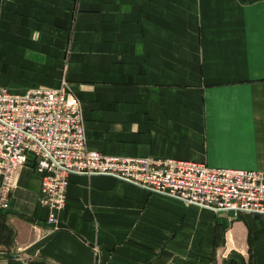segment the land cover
I'll return each mask as SVG.
<instances>
[{
  "label": "crops",
  "instance_id": "0c3cea01",
  "mask_svg": "<svg viewBox=\"0 0 264 264\" xmlns=\"http://www.w3.org/2000/svg\"><path fill=\"white\" fill-rule=\"evenodd\" d=\"M63 82L91 150L264 171V0H0V87ZM41 185L30 156L0 264H264V216L71 175L49 224Z\"/></svg>",
  "mask_w": 264,
  "mask_h": 264
},
{
  "label": "built area",
  "instance_id": "2783aa9c",
  "mask_svg": "<svg viewBox=\"0 0 264 264\" xmlns=\"http://www.w3.org/2000/svg\"><path fill=\"white\" fill-rule=\"evenodd\" d=\"M30 156L42 176L39 204L56 224L71 175H106L213 211L264 216V171L176 159L104 155L87 144L82 103L63 82L24 94L0 87V208H10ZM37 227V226H35Z\"/></svg>",
  "mask_w": 264,
  "mask_h": 264
},
{
  "label": "rangeland",
  "instance_id": "374dc122",
  "mask_svg": "<svg viewBox=\"0 0 264 264\" xmlns=\"http://www.w3.org/2000/svg\"><path fill=\"white\" fill-rule=\"evenodd\" d=\"M84 114V113H83ZM85 120V119H84ZM127 157V156H126ZM129 157V156H128ZM138 158H147V157H138ZM152 158V157H151ZM154 158V157H153ZM156 159H159V158H156ZM167 159H170V158H167ZM176 160H179V159H176ZM184 161H187V160H184ZM196 162V161H194ZM23 168V167H22ZM1 180V179H0ZM2 183V182H1ZM1 185V184H0Z\"/></svg>",
  "mask_w": 264,
  "mask_h": 264
}]
</instances>
